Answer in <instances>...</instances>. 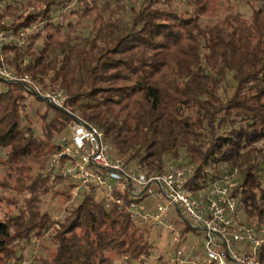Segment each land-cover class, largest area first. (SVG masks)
<instances>
[{
    "label": "trees",
    "instance_id": "1",
    "mask_svg": "<svg viewBox=\"0 0 264 264\" xmlns=\"http://www.w3.org/2000/svg\"><path fill=\"white\" fill-rule=\"evenodd\" d=\"M177 1L7 2L9 62L67 100L33 108L34 120L23 84L0 90V165L22 194L0 217V264H151L160 249V234L124 209L92 191L75 202L63 178L51 180L48 158L75 119L102 129L141 171L192 166L193 189L240 168L239 211L264 226V0H242L249 17L229 10L216 21L204 16L223 0ZM60 197L72 203L54 218L49 204Z\"/></svg>",
    "mask_w": 264,
    "mask_h": 264
},
{
    "label": "built area",
    "instance_id": "2",
    "mask_svg": "<svg viewBox=\"0 0 264 264\" xmlns=\"http://www.w3.org/2000/svg\"><path fill=\"white\" fill-rule=\"evenodd\" d=\"M8 1L0 0V79L21 83L26 93L66 108L63 90H45L9 62L6 45L14 36L3 17ZM56 144L59 150L49 156L46 166L51 178H63L72 197L92 191L107 207L116 205L158 232L165 239L160 251L170 264H263L264 226L241 218L233 194L238 170L193 189L192 166L169 163L160 174L141 171L128 164L127 156L114 151L102 129L82 119L68 123ZM155 196L163 203L152 210L146 209L147 202L140 206ZM192 238L199 242H191ZM167 240L172 246L168 254Z\"/></svg>",
    "mask_w": 264,
    "mask_h": 264
},
{
    "label": "rangeland",
    "instance_id": "3",
    "mask_svg": "<svg viewBox=\"0 0 264 264\" xmlns=\"http://www.w3.org/2000/svg\"><path fill=\"white\" fill-rule=\"evenodd\" d=\"M186 3H187L186 0H178L177 1V4H181V5H185ZM215 6H216L215 11H214L215 14H213V16L205 15L204 17L208 18L209 20L216 21V19L224 16L229 10H239V11L243 12L244 15H246L247 17H249L252 13V9H250V7L242 0H232L229 2L227 0H223V1L215 2ZM7 88H8V84L5 81L0 80V90H5ZM24 94L28 98V102L30 104L29 114L30 113L33 114L34 109L37 108L38 106L40 107L41 110H45V108L47 106L46 101H44V100L37 101L36 100L37 98H34V96H31V94L26 93V92H24ZM33 119L36 120L34 118V114H33ZM65 129L66 128H64L63 131ZM235 170H238V175H240V173H241L240 168H237ZM8 171H10V170L0 165V217H3L5 215L7 216L8 213H12L16 209V204L8 202V199L14 200L15 198H19V197H20V199L22 198V194H20V192L18 193L12 189V187L15 186L16 178L14 175H10L8 173ZM33 174L35 175L34 172H33ZM51 180L53 181L52 178H51ZM64 183L65 182H63V185H64ZM2 184L7 185L8 187L2 186ZM77 198L72 197L71 199L76 202ZM70 202H68L67 199L62 198V197L51 201L49 204V208L53 211V217L54 218L63 217L65 215V211H64L65 209L63 208V206L61 204L63 203V204H66L67 206H70V204L72 203V202L71 203ZM145 202H147L148 205H153V206H146L147 210H152L153 208H156V205L163 203V201L160 200L157 196L144 199L143 202L140 203V206H142V204ZM241 218L243 219L242 213H241ZM153 232H155V231L151 230V233H152L151 236H153ZM161 237H162V235L158 238L160 247H161V245L164 246V243H165V239L163 238L161 240ZM192 241L193 242H199V239L192 238L191 242ZM167 242L170 244L169 240H167ZM39 247H41V246H37V247H33V248L31 247L29 250V256L30 257L34 256L35 255L34 251L38 250L37 252H41V249ZM171 248H172V246L170 244L169 247H167V249H166L167 254H168V251H171ZM50 249H52V248H50ZM160 254H161L160 249H157L155 251V253L153 254V258H150V263L151 264H159L158 261L161 259V258H159ZM163 259H164V257H163ZM115 262H116V264H122V261H119L118 258ZM167 263L170 264L169 261Z\"/></svg>",
    "mask_w": 264,
    "mask_h": 264
},
{
    "label": "crops",
    "instance_id": "4",
    "mask_svg": "<svg viewBox=\"0 0 264 264\" xmlns=\"http://www.w3.org/2000/svg\"><path fill=\"white\" fill-rule=\"evenodd\" d=\"M150 206H153V205H150Z\"/></svg>",
    "mask_w": 264,
    "mask_h": 264
}]
</instances>
